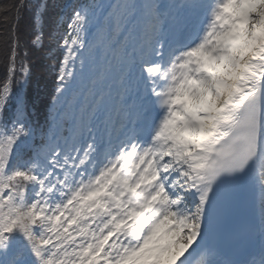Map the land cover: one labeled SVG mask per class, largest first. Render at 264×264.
Returning a JSON list of instances; mask_svg holds the SVG:
<instances>
[{
    "label": "snow or ice",
    "instance_id": "obj_1",
    "mask_svg": "<svg viewBox=\"0 0 264 264\" xmlns=\"http://www.w3.org/2000/svg\"><path fill=\"white\" fill-rule=\"evenodd\" d=\"M0 15V264H264V0Z\"/></svg>",
    "mask_w": 264,
    "mask_h": 264
},
{
    "label": "trees",
    "instance_id": "obj_2",
    "mask_svg": "<svg viewBox=\"0 0 264 264\" xmlns=\"http://www.w3.org/2000/svg\"><path fill=\"white\" fill-rule=\"evenodd\" d=\"M15 2L16 0H0V9L8 7ZM2 18V15H0V20H2ZM34 63L36 64L34 74L35 78L38 80L39 90L38 105L42 106L44 102H47L50 99L51 89L53 86L47 68V65H49L51 61L41 58L35 60Z\"/></svg>",
    "mask_w": 264,
    "mask_h": 264
}]
</instances>
